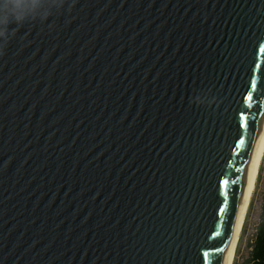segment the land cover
I'll list each match as a JSON object with an SVG mask.
<instances>
[{
  "label": "water",
  "instance_id": "1",
  "mask_svg": "<svg viewBox=\"0 0 264 264\" xmlns=\"http://www.w3.org/2000/svg\"><path fill=\"white\" fill-rule=\"evenodd\" d=\"M0 0V264H226L264 125V0Z\"/></svg>",
  "mask_w": 264,
  "mask_h": 264
},
{
  "label": "bare ground",
  "instance_id": "2",
  "mask_svg": "<svg viewBox=\"0 0 264 264\" xmlns=\"http://www.w3.org/2000/svg\"><path fill=\"white\" fill-rule=\"evenodd\" d=\"M263 167H264V125L256 147V151L252 156L249 174L245 185L244 201L241 207V212L238 216L234 239L228 254L226 264H235L238 247L242 238L244 226L246 224L250 207L258 188L259 178Z\"/></svg>",
  "mask_w": 264,
  "mask_h": 264
},
{
  "label": "rangeland",
  "instance_id": "3",
  "mask_svg": "<svg viewBox=\"0 0 264 264\" xmlns=\"http://www.w3.org/2000/svg\"><path fill=\"white\" fill-rule=\"evenodd\" d=\"M264 204V167L259 178V184L252 201L250 211L244 226L242 238L238 247L235 264H248L252 245L260 223L262 206Z\"/></svg>",
  "mask_w": 264,
  "mask_h": 264
},
{
  "label": "trees",
  "instance_id": "4",
  "mask_svg": "<svg viewBox=\"0 0 264 264\" xmlns=\"http://www.w3.org/2000/svg\"><path fill=\"white\" fill-rule=\"evenodd\" d=\"M248 264H264V204Z\"/></svg>",
  "mask_w": 264,
  "mask_h": 264
},
{
  "label": "clouds",
  "instance_id": "5",
  "mask_svg": "<svg viewBox=\"0 0 264 264\" xmlns=\"http://www.w3.org/2000/svg\"><path fill=\"white\" fill-rule=\"evenodd\" d=\"M9 18L21 19L20 8L17 0H6L4 9V20L7 22Z\"/></svg>",
  "mask_w": 264,
  "mask_h": 264
}]
</instances>
